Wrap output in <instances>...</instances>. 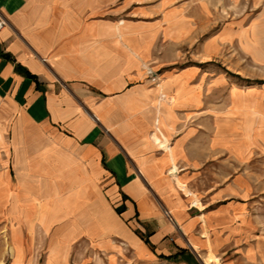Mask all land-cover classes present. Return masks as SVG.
Masks as SVG:
<instances>
[{
	"label": "crops",
	"instance_id": "obj_1",
	"mask_svg": "<svg viewBox=\"0 0 264 264\" xmlns=\"http://www.w3.org/2000/svg\"><path fill=\"white\" fill-rule=\"evenodd\" d=\"M226 4L236 18L196 66V0H0V219L18 245H48L50 264H88L91 245L109 264L155 263L258 232L245 202L264 176L248 171L264 81L234 91L201 68L250 60L263 77L264 0Z\"/></svg>",
	"mask_w": 264,
	"mask_h": 264
},
{
	"label": "rangeland",
	"instance_id": "obj_2",
	"mask_svg": "<svg viewBox=\"0 0 264 264\" xmlns=\"http://www.w3.org/2000/svg\"><path fill=\"white\" fill-rule=\"evenodd\" d=\"M202 7L206 9L207 14L204 20L201 22L196 21V66H199L201 58L198 52L200 45L205 44L209 39L216 36L220 29L226 26L228 22L236 18V15L230 9V5L226 4V0H196V13L198 14V8ZM251 8V6H250ZM251 12V11H250ZM251 23V21H250ZM256 23V22H254ZM253 23V24H254ZM253 33V39L249 40L248 45H257L258 36L256 31V25L254 24L250 29ZM246 59V58H244ZM225 58H213L210 65H206L201 68L204 72H214L216 75L224 76L230 79L234 84V91L236 89L247 90V89H258L263 88L264 74L261 77L260 71L262 69H256L249 60L248 68L230 69L224 65ZM246 64L247 62L244 61ZM227 64V63H225ZM250 67V68H249ZM253 67V68H251ZM240 73V74H238ZM264 73V72H263ZM259 74V75H258ZM243 75V76H242ZM245 76V77H244ZM261 77L262 79H257ZM260 80V81H259ZM225 92V90H223ZM226 95L223 97L225 100ZM222 98V104L224 103ZM171 102L173 101L172 98ZM220 103V102H219ZM198 116V115H197ZM197 123V122H196ZM198 124V123H197ZM203 125H210L209 120L202 122ZM201 124V125H202ZM250 125L253 122H249ZM154 140L161 145L162 148L168 149V141H163L157 134L154 135ZM252 163L249 165L248 171L253 172H264V151L258 155L253 153ZM255 161V162H254ZM4 176H0V186ZM251 179L252 194L246 199L245 204L249 206L248 216L250 226H254L258 232L255 234H249L247 238L242 237L235 243L234 246L227 250H222L220 253L213 252L212 249L208 251H200L195 255H188L180 258L178 261L166 262L165 259H161L155 263H146L135 260L133 254L127 251L122 252L120 261L118 264H264V176H248ZM13 182H15V176H12ZM15 193V191H13ZM197 199V198H196ZM13 208L16 206V198L11 202ZM196 207L202 208L201 202L196 200ZM257 233V234H256ZM26 243L24 245H18L16 243V229L15 226L12 228V238L5 224L0 219V264H50L48 261V245L29 243V239L26 237ZM84 249V248H83ZM85 250V249H84ZM81 246L75 245L74 252L79 253ZM89 262L88 264H109L108 263V252L102 254L103 260L98 254L93 253L92 245L88 248ZM52 254V252H51ZM202 257H201V256ZM24 256V258H23ZM57 256V255H56ZM59 256V255H58ZM51 257V256H50ZM177 257V256H176ZM23 258V259H22Z\"/></svg>",
	"mask_w": 264,
	"mask_h": 264
},
{
	"label": "built area",
	"instance_id": "obj_3",
	"mask_svg": "<svg viewBox=\"0 0 264 264\" xmlns=\"http://www.w3.org/2000/svg\"><path fill=\"white\" fill-rule=\"evenodd\" d=\"M4 26H6V23L4 21H0V29L3 28ZM166 215L170 219V221H173L172 217H171V215L169 213L166 214Z\"/></svg>",
	"mask_w": 264,
	"mask_h": 264
},
{
	"label": "bare ground",
	"instance_id": "obj_4",
	"mask_svg": "<svg viewBox=\"0 0 264 264\" xmlns=\"http://www.w3.org/2000/svg\"><path fill=\"white\" fill-rule=\"evenodd\" d=\"M165 98V97H164ZM165 100H167L168 102H171V99L170 98H165ZM171 104V103H170ZM158 145V144H157ZM159 146H161L160 144H159ZM141 174V173H140ZM141 177V176H140ZM167 213V212H166ZM177 223V222H176ZM191 245V244H190ZM194 248H195V246H194Z\"/></svg>",
	"mask_w": 264,
	"mask_h": 264
},
{
	"label": "trees",
	"instance_id": "obj_5",
	"mask_svg": "<svg viewBox=\"0 0 264 264\" xmlns=\"http://www.w3.org/2000/svg\"><path fill=\"white\" fill-rule=\"evenodd\" d=\"M147 243H149V242L147 241ZM161 259H165L166 261H171L173 258H164V257H162Z\"/></svg>",
	"mask_w": 264,
	"mask_h": 264
}]
</instances>
